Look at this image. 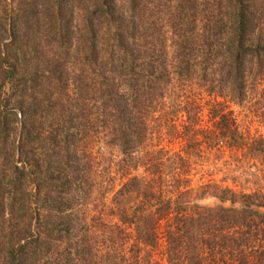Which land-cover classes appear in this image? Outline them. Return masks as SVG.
Returning a JSON list of instances; mask_svg holds the SVG:
<instances>
[{"label":"trees","instance_id":"16d2710c","mask_svg":"<svg viewBox=\"0 0 264 264\" xmlns=\"http://www.w3.org/2000/svg\"><path fill=\"white\" fill-rule=\"evenodd\" d=\"M45 14L52 36L38 38ZM263 76L264 0H0V264H159L140 252L161 237L167 264H264V192L212 182L190 203L176 182L131 177L112 200L136 236L126 256L83 223L93 147L135 169L153 133L177 132L188 164L195 116L166 134L151 115L180 83L241 106ZM221 111L216 149L264 159Z\"/></svg>","mask_w":264,"mask_h":264},{"label":"rangeland","instance_id":"374dc122","mask_svg":"<svg viewBox=\"0 0 264 264\" xmlns=\"http://www.w3.org/2000/svg\"><path fill=\"white\" fill-rule=\"evenodd\" d=\"M64 1L40 0L47 10L49 6H54L55 2ZM50 24L51 17L45 14V19L39 26L38 38H51ZM195 84L190 87H184L182 83L178 84L179 90H176L172 99L164 103L165 106L151 115L153 120L150 122V127L160 124L157 133L161 131L167 134L170 128L174 129L173 126L177 131H181L182 126H190L192 123L190 124L189 117L195 116L194 134L191 132L190 138L197 143L198 151L188 148L190 153L188 164L182 161L187 153L188 141L186 140V143L179 136L177 137V132L174 137L165 136V133L159 135L153 133V138L146 146L150 144L152 147H149L148 151L146 148L139 152V156H144L142 154L146 156L140 159L135 169L124 165L117 148L108 149L96 145L90 150L94 156L92 186L84 203L87 212L83 223L87 225L92 236L98 239L100 242L98 247L100 249L103 247V252L111 249L113 252L126 256L130 248L135 247L136 236L132 232L133 228L118 222L112 205L115 193L131 177L156 178L165 189L168 184L170 186L176 182L178 185L176 187H181L182 192H189L187 202L190 203L191 199L200 193L201 187L212 182H217L222 187H229L239 194L264 192V159L244 156L243 151L240 152L238 149H216L217 119L215 122L210 116L212 108L222 109V113L230 111V118L235 121L237 132L243 137L245 143L264 140V76L252 87L247 100L241 106L235 105L229 99L208 95L206 89H200ZM243 149L240 148V150ZM156 152L160 155L154 154ZM151 155L156 156L162 164L161 172L155 173L154 177L150 174L151 171L146 169ZM177 167L181 170L179 171ZM175 174L179 175L174 176ZM161 238L154 249L148 247L140 252L143 259L150 263L167 264L165 240ZM108 242H111L110 246ZM113 248L122 250L115 251ZM130 254L132 253L129 252Z\"/></svg>","mask_w":264,"mask_h":264}]
</instances>
